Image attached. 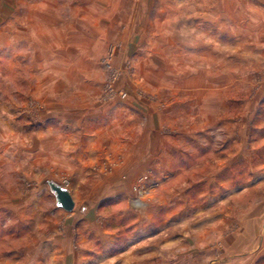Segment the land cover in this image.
Listing matches in <instances>:
<instances>
[{
	"label": "rangeland",
	"instance_id": "rangeland-1",
	"mask_svg": "<svg viewBox=\"0 0 264 264\" xmlns=\"http://www.w3.org/2000/svg\"><path fill=\"white\" fill-rule=\"evenodd\" d=\"M262 80L264 0H0V264H35L37 245L53 235L39 221L12 212L18 210V197L12 196L48 181L71 196L72 212L97 204L96 223L112 219L105 226L116 228L118 245L105 253L109 262L97 264H264V185L233 195L225 189L229 185L211 183L218 164L207 151L223 140V131L201 134L211 116L202 105L193 113L190 108L204 104L210 92L214 101H231L226 115L237 119L247 112H238L236 101L251 97ZM168 105L183 115L177 125L164 122L162 134L174 135L177 128L196 133L198 116L200 134L194 138L206 151L198 157L185 135L178 145L189 159L170 178L159 173L156 161L153 170L137 175L129 197L117 204L105 200L106 183L124 168L122 155L146 139L147 115L152 139L159 134L158 112ZM92 114L100 116L96 123L106 115L121 127L113 140L119 150L95 153L100 157L90 170L103 180L77 185L76 171L61 164L62 120L73 133L85 124L91 128ZM47 136L56 138L57 155L52 163L40 157L38 173L29 162L31 146L36 140L46 145ZM243 177L226 178L236 184ZM127 205L156 223L151 231L146 227L153 235L131 249L115 219ZM69 215L64 213L59 235ZM253 217L258 220L250 222ZM246 230L255 234L252 241ZM90 241L100 251L99 241ZM20 248L27 249L25 262L23 254L14 258Z\"/></svg>",
	"mask_w": 264,
	"mask_h": 264
},
{
	"label": "crops",
	"instance_id": "crops-1",
	"mask_svg": "<svg viewBox=\"0 0 264 264\" xmlns=\"http://www.w3.org/2000/svg\"><path fill=\"white\" fill-rule=\"evenodd\" d=\"M84 4L85 3H83V5ZM262 81L263 82L260 83L258 87L253 89L251 97L240 96L241 98L236 101V104L240 106V109L237 111L247 112L242 116H240L241 114L239 113L237 119L230 118L226 115L228 114L227 110L229 109L231 101L226 102V100L221 101L217 99L214 101L210 97V92H207L210 99H203L202 103L204 104H201V102H194L190 107L192 108V113L202 105L205 108L204 112L211 116L209 117L211 122H205L207 126L204 128L201 126V132L196 126L198 122V116H196L194 118L196 119V121H194L196 133L190 132V134H186L185 132V134H182L177 128V130L174 131V135H163V131H161L160 128L165 124H169V121L175 122L180 120L179 116L183 115L181 110L174 111L172 107L170 108L168 105L166 109L158 112V115H160V127L158 126L157 133L159 134H156L154 138L151 139L150 134L153 133L155 129L152 128L150 116L147 115V124L144 129L146 139L143 140L144 143L141 147L137 148L133 145L127 150L128 152H126L125 155H122L123 159L126 158V162L124 161V168L120 173H115L110 177L109 183H106L109 186H107L108 188L105 186L103 187V189L106 188L109 190V194L105 197V200L116 199L114 204H117L119 199L121 200L125 197H129V187L137 179V175L145 171L153 170L155 166H157L156 161L161 162L160 166L162 168H160L161 170L159 173H164L166 177L170 178L176 173V170L183 167L186 160L189 159L186 158L185 160V156L183 157L180 155V147L182 145L178 144L180 141L182 142L183 137L185 135L186 137L191 136L190 143L195 152H197V156L201 157L204 151H206V148L203 147L201 142L199 143L198 140H195V136L200 133L204 134V132L215 127L222 129L224 138L217 142L218 144L214 143L211 146V151H207V154H211L212 156V159L209 160H213L214 163L218 164V166H214L216 168H214L215 172L211 174V177H213L211 181H214L211 183L218 184L220 187L222 186L221 184L229 185L228 188L225 189L230 192L235 191L236 193H233V195L239 192H248V190L264 185V80ZM197 105H199V107H197ZM91 117L92 122H89L91 128L86 127L85 124L82 129L79 128L77 132L73 133H71L69 121H65V119L62 120V136L59 137L61 140V144L59 145H61V154L63 156L61 164L63 163L65 169L72 170V172L76 171L75 177L73 178L77 180V185L79 182L78 180L82 183L87 182V180H103L100 178L99 172L96 171L93 173L90 170L91 165L100 157V155L97 157L95 153L97 154L99 150L100 152L105 151V148L108 147L117 148L119 150V145L113 146V140L115 138L114 135L117 136L118 134L116 128L121 127H117V123L110 121L113 117H106V115H104V121L99 123H96V121H98L97 119L100 118L99 115L92 114ZM164 122L166 123L164 124ZM99 125H101V127H99ZM174 125H177L176 122ZM124 126L126 125H123V127ZM235 130L239 134L237 137L235 136L236 134L233 133ZM74 138L78 139L72 142L71 140ZM46 139L47 142H49L46 143V145L42 144L41 141L38 143L36 140L38 143L37 146L34 147L36 142L31 146L32 154L29 162L39 171L38 173L41 172L40 157L44 158L48 156V162L52 163V161L54 162V157L57 155L55 149V147L58 146L56 138L47 136ZM207 139L208 143L209 136H207ZM101 142L102 144L99 145ZM22 150L24 151V145L22 143L20 146L16 145V156L18 154L22 156ZM218 161H221V163H218ZM235 174L242 175V178H244L243 175H245V179L235 184L234 178H232V180L226 178L227 176L230 177ZM220 176L225 177V180L222 179L219 181L218 177ZM50 184L58 186L53 181H48L32 187L35 189L28 194H17V196H12L18 197L16 202L18 210H12V212L20 214V220L39 221L36 223L38 226L42 225L47 231L53 234L37 245L39 249L38 254L35 255V264L38 262H40V264H97L105 260L109 262L110 257L105 256V253L109 252L115 246V243L119 241L116 228L108 229V227L105 226L106 223L109 224L108 222L112 219H105L104 226L96 223L98 217L97 204H95V206L92 205L87 211L76 210L72 212V210L69 212L62 210L56 206V199L50 189ZM8 197L10 199V195ZM45 202L46 204L53 203V206L50 205L47 208V206H43ZM261 203L263 204L264 202L262 201ZM23 210L28 214V217H21V214H25ZM250 210L253 209L251 208ZM153 212H155V208L150 207L148 213L153 214ZM64 213L70 214L69 219L73 217L65 222L63 226L64 233L59 235L57 231L60 230L59 223L63 220ZM76 214L78 215L76 216ZM76 217L80 219L76 221ZM91 218L92 220L94 218V220L91 221ZM253 218H250L249 221L253 222V220H258L256 217ZM115 219L118 224L117 228L124 227L123 230L117 231H122V236H127L126 247L128 249L136 245H141L142 241L145 240L144 237L153 235V232L151 233L150 231L151 229H155L156 224L154 217L152 220L147 216L142 217L137 210L128 205L118 212ZM263 219L264 213L259 215V220L262 221ZM146 227L149 228L150 231L146 230ZM144 230L145 234L143 236ZM245 234L249 239L251 238V241L255 237L254 233H247V230ZM91 237L99 241V246L96 248H100V251L93 250L92 241H90ZM116 244L118 245V243ZM251 250L253 251V248ZM25 252H27L25 248L17 250V255L14 256V258H16L15 260L18 259L19 254H23L22 259H24L25 262Z\"/></svg>",
	"mask_w": 264,
	"mask_h": 264
},
{
	"label": "water",
	"instance_id": "water-1",
	"mask_svg": "<svg viewBox=\"0 0 264 264\" xmlns=\"http://www.w3.org/2000/svg\"><path fill=\"white\" fill-rule=\"evenodd\" d=\"M50 189L55 196L56 206L65 211H72L74 203L67 191L53 184H50Z\"/></svg>",
	"mask_w": 264,
	"mask_h": 264
}]
</instances>
